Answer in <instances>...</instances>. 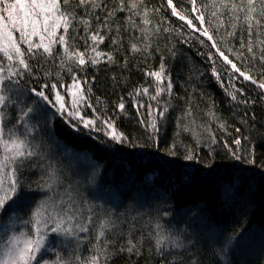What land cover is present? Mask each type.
Listing matches in <instances>:
<instances>
[{
    "label": "snow or ice",
    "instance_id": "1",
    "mask_svg": "<svg viewBox=\"0 0 264 264\" xmlns=\"http://www.w3.org/2000/svg\"><path fill=\"white\" fill-rule=\"evenodd\" d=\"M194 42L232 107L257 103L246 85L255 86L264 102V0H0V264H114L124 254L135 264L131 258L143 255L146 239L149 256L161 257L160 264H202L185 230L161 222L168 212L157 210L155 217L142 220L147 235L137 236L134 222L144 214L126 219L114 207L105 208L112 199L82 189L85 180L73 179L51 158L63 146L44 138L51 115L76 133L102 132L115 144L160 152V133L175 110L166 54L175 58L177 44ZM157 54L159 66L142 69L151 84L127 93L146 134L140 142L119 130L120 116H128L124 97L109 113L107 102L93 92L96 77L88 69L98 71L102 64L128 69L130 59L139 56L148 63ZM112 79L115 83L117 77ZM144 98L147 119L141 112ZM215 109L209 98L207 120L199 121L189 97L175 117L172 143L164 154L176 157L179 144L184 160L198 161L202 146L214 157V146L223 141L230 158L254 165V146H245L250 138L239 135V127L230 142L218 139L216 129L231 135V126ZM241 122L247 120L241 117ZM182 134H190L194 146L184 144ZM36 172V180L26 175ZM243 239L233 234L216 254L223 257Z\"/></svg>",
    "mask_w": 264,
    "mask_h": 264
},
{
    "label": "trees",
    "instance_id": "2",
    "mask_svg": "<svg viewBox=\"0 0 264 264\" xmlns=\"http://www.w3.org/2000/svg\"><path fill=\"white\" fill-rule=\"evenodd\" d=\"M119 15L122 17L124 14ZM164 42L160 41L161 47ZM109 43L110 41H106L101 49L107 51ZM236 45L239 46L238 39ZM127 48L125 42V54ZM176 50L175 58L166 54L174 85L175 110L170 111L169 120L160 133V152H156L154 148H130L115 144L107 140L102 132L89 135L87 130H83L76 133L63 125L59 117L51 115L47 117L50 123L44 129V138L49 144L58 143L63 146V151L54 150L55 153L63 155L67 152L72 163L78 161L75 166L77 173L75 170L70 172L74 179L85 180V184L81 185L82 189L86 187L89 192H94L93 187L96 186L97 192L105 199H112L113 203H105V208L114 207L116 214L125 213L126 219L137 216L138 213L144 214L134 222L138 228L137 236L145 231L141 227L142 220L155 217L157 210L161 214L166 211L169 215L162 217L161 222L166 227L185 230L186 240L195 242L191 252L198 256L202 264H264V167H261L264 165V102L259 101V90L255 86L246 85L247 94L255 98L257 103L248 108L242 105L232 107L230 98L211 77L205 57L198 55V51L203 50L201 46L195 42L192 46L177 44ZM119 59L122 64L123 56ZM141 60L139 56L130 59L128 69L117 65L109 68L106 64L100 65L98 71L89 67L88 75H95L93 92L107 102L109 113L115 110L120 97H124L128 116H120L119 130L130 138L143 142L146 134L138 123L136 108L132 107L127 93L139 85L151 84V78L146 80L142 69L157 68L159 55L148 63H141ZM201 72L204 73L203 76L200 75ZM113 75L117 77L115 83ZM122 77L126 82L121 80ZM65 80L66 83L71 82L70 77L66 76ZM224 83L227 87V80ZM237 83L239 85V81ZM180 97L183 99H179ZM189 97L199 121L207 120L204 112L208 109L209 98L215 101L216 112L231 126L228 128L231 135H225L213 124L218 139L224 137L230 142L237 135L235 128L239 127V135L250 138L245 146L249 143L254 146V165L230 158L223 148V141L214 146V157L208 156V149L202 146L198 150V161L184 160V149L179 144L176 157L164 154V149L172 143L175 117L186 107ZM144 100L145 108L141 112L147 119L148 101L147 98ZM88 111L90 114L91 110ZM241 117L247 120L246 124L241 122ZM180 139L184 144L194 146L190 134H182ZM37 173L39 172L26 175L30 180H36L39 176ZM88 179L89 184L90 179H93L95 185L87 184ZM101 202L103 201H97ZM235 233L244 236L239 246L234 242L223 257L216 254L225 240ZM149 246L150 242L146 239L143 255L131 258L135 264H160L161 257L154 254L149 256ZM184 255L187 258V253ZM114 264L131 262L127 254H124L115 258Z\"/></svg>",
    "mask_w": 264,
    "mask_h": 264
},
{
    "label": "rangeland",
    "instance_id": "3",
    "mask_svg": "<svg viewBox=\"0 0 264 264\" xmlns=\"http://www.w3.org/2000/svg\"><path fill=\"white\" fill-rule=\"evenodd\" d=\"M70 99V98H69ZM53 153L54 154H52L51 153V158H53L54 156H55V159H54V161H56V163H57V165L59 166V167H61V168H63L64 170H65V172L67 173V174H70L71 175V177L74 179V177H73V173H71L70 171H73V170H77L76 168H75V166L77 165V163H78V161H77V163H72V160H71V158H70V154H68L67 152H65V153H63V155H61V153H55L54 151H53ZM58 156V157H57ZM72 156V155H71ZM71 160V161H70ZM74 160V162L76 161V159H73ZM63 162H66V163H63ZM60 163H62V165H60ZM64 164V165H63ZM74 171V172H75ZM76 173H77V171H76ZM38 175H39V173H37ZM76 174H74V176H75ZM86 179V178H85ZM90 184H89V179L88 180H86V183L87 184H89V185H95V182H94V180L92 179H90ZM96 187V186H95ZM95 187H93V189H94V192H97V188H95Z\"/></svg>",
    "mask_w": 264,
    "mask_h": 264
}]
</instances>
